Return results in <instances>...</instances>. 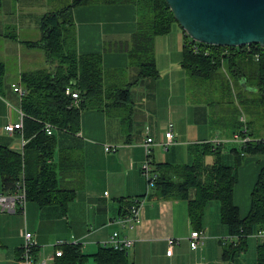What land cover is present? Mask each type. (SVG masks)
Wrapping results in <instances>:
<instances>
[{"label": "crops", "instance_id": "obj_1", "mask_svg": "<svg viewBox=\"0 0 264 264\" xmlns=\"http://www.w3.org/2000/svg\"><path fill=\"white\" fill-rule=\"evenodd\" d=\"M73 20L78 52L100 53L103 67L117 74L114 82L122 85L130 81L134 70L127 67V53L116 47L119 41L129 39L135 29V7L131 4L80 5L73 9ZM1 22L0 19V29L5 31L8 25H1ZM39 22V18L31 19L19 10L17 33L33 41L0 43V61L9 64L11 59L0 85V146L11 149H18L21 142L20 131L9 133L4 129L6 124L19 120V97L11 85L20 80L24 71L48 68L42 46L35 44L40 41ZM161 36L154 42L158 76L141 79L132 86L133 101L131 106H126L131 108L130 132H126L119 118L126 109L107 106V113L105 110H82L76 134L55 133L58 151L67 150L80 167L78 177L71 175L65 179L66 184L75 183V197L65 214L57 206L39 207L29 200L23 212H0V264H20L23 230L33 234L38 244L37 254L42 256L51 253L52 244L59 239H78L85 242L84 248L93 250L118 230L134 239L132 248L128 249L134 264H255L256 248L261 239L253 236L246 238L244 251L231 258L223 256L226 245L221 239L228 236V230L220 221L218 203L207 205L202 219V243L192 249L187 239L191 231L187 201L160 197L155 189L144 196L146 187L140 174L144 159L141 143L147 134L156 142L151 158L154 167L190 162L192 145L215 139L223 143L235 142L238 138L236 133L230 138L218 136L204 107L183 101L184 85L191 76L181 66L182 29L173 24L171 30ZM123 72L125 76H121ZM168 122L173 123V141L163 150L158 142ZM105 144L117 145V149L106 152ZM55 156L58 159V152ZM224 157L230 161L226 153ZM250 160L245 158L244 167L238 168L233 191V200L241 216L248 211L249 193L259 168ZM136 197L144 200L141 223L134 230L112 223L124 213L121 200ZM168 237L179 239L170 255L165 253Z\"/></svg>", "mask_w": 264, "mask_h": 264}, {"label": "trees", "instance_id": "obj_2", "mask_svg": "<svg viewBox=\"0 0 264 264\" xmlns=\"http://www.w3.org/2000/svg\"><path fill=\"white\" fill-rule=\"evenodd\" d=\"M87 4H131L135 7V29L129 39L119 41L116 47L127 53V67L134 70L125 84L114 82L117 74L103 67L100 53H81L76 48L73 9ZM174 23L177 22L165 0H69L42 15L40 41L35 44L42 46L48 68L24 71L20 76V83L26 89L20 101L24 113L21 133L26 142L22 151L0 146V193L14 191L22 179L26 201H33L39 207L57 206L65 214L76 193L75 183L66 184L65 179L71 175L78 177L80 167L67 150L58 151L55 133L76 134L82 110L131 106L132 86L141 79L158 76L155 38L167 34ZM182 34L181 66L190 76L208 79L227 61L230 71L243 79L246 87V64L241 58L253 56L257 76L254 87L264 108V47L257 43L240 47L208 45L192 40L183 30ZM194 44L201 48L199 52L193 51ZM4 69L0 62V85ZM67 86L78 92L77 105H71V98L65 94ZM46 123L53 126L51 134L45 131ZM245 130L236 133L238 138L234 141L240 142V146L228 150L229 162L224 157L223 142L207 141L190 146V162L154 167L158 177L153 189L160 197L187 201L191 230L201 231L207 205L213 200L218 203L220 221L227 227L228 234L240 235L237 243L226 244L225 258L244 251L246 238L264 229V136L256 138L248 128ZM243 138L248 140L242 142ZM250 156L258 157L259 168L249 193L248 211L241 216L233 200V191L238 168ZM133 202V199L121 200L124 213L120 216L129 212ZM60 248L61 256L56 258L55 264H134L127 249L99 244L93 250H86L72 243ZM37 253L38 249L34 248L33 254ZM255 264H264V239L257 245Z\"/></svg>", "mask_w": 264, "mask_h": 264}, {"label": "rangeland", "instance_id": "obj_3", "mask_svg": "<svg viewBox=\"0 0 264 264\" xmlns=\"http://www.w3.org/2000/svg\"><path fill=\"white\" fill-rule=\"evenodd\" d=\"M68 1L0 0L1 25H8L5 31L2 28L0 29V43H4L5 40L20 41L24 44L33 41L28 40L24 34L19 36L17 33L16 22L19 10L28 14L31 19H40L42 15L60 8ZM174 25L177 26V23H174ZM241 59L246 64L245 79L247 88L241 86L240 82L244 80L239 79L237 75L230 71L228 63L225 61L222 67L217 68L208 79H200L194 76H191L190 80L187 79L184 85L186 94L182 99L186 104L204 107L211 127L220 134L218 136L221 138H230L234 133H238L239 131L245 132L246 128L256 138H262L264 136V108L260 103L258 92L254 87L257 83V76L254 73L255 61L253 56H247ZM10 63L11 59L9 60ZM9 64H4L3 77L9 68ZM125 74L126 72H123L121 76H125ZM129 109L126 108L122 116L119 117L122 119L124 129L127 133L130 132L132 120L131 115H129ZM104 110L107 113V108ZM136 128L137 126L134 124V129ZM239 143L237 141H224V152L227 153L232 147H239ZM249 158L252 159L250 163L258 164L257 156H250ZM211 202L217 203L214 200ZM87 249L89 250V248Z\"/></svg>", "mask_w": 264, "mask_h": 264}, {"label": "built area", "instance_id": "obj_4", "mask_svg": "<svg viewBox=\"0 0 264 264\" xmlns=\"http://www.w3.org/2000/svg\"><path fill=\"white\" fill-rule=\"evenodd\" d=\"M192 49L194 52H199L201 49L199 46L194 44L192 46ZM204 53L207 54L208 50H204ZM13 92H15L19 97V120L16 123H8L4 126V129L12 133L14 131H20L22 132L23 129V117L24 113L22 112L20 108V101L23 98V96L26 94V89L21 85L20 80L17 83H14L11 85ZM65 94L69 96L72 100L71 105H77L78 103V92L74 90L72 87L67 86L65 88ZM173 123L168 122L167 129L162 133V137L158 142V145L162 147L163 150H167L168 146L173 141V133H172ZM53 130V126L50 123L45 124V131L47 134H51ZM241 140V139H240ZM248 138H243L241 141H246ZM25 139L22 136L21 133V142L19 145L18 151H22L23 145L25 144ZM222 142L219 139L214 140L213 143H219ZM156 145V142L150 135H146L141 143V146L143 148L144 153V159L141 162L140 165V174L144 179L145 182V194L144 196H147L151 190H153L155 181L158 177L157 172L154 169L153 163H152V148ZM103 148L106 152L115 151L117 149V145H103ZM134 202L129 207V212L125 215L119 216L118 218H115L112 220V223H116L121 227H124L128 230H134L137 225H139L142 221V212H143V206H144V200L143 198H133ZM26 203L25 198V186L24 182L21 179L17 183V187L14 191L10 193H0V212L7 211V212H23L24 207ZM22 236V244L20 249V264H55L56 258L61 256V246L64 244H80L83 248L85 247V242L79 241L78 239H70V240H63L59 239L56 240L52 244V252L49 254H46L44 256L37 254L36 256L33 254L34 248L38 247V244L36 240L33 238V234L30 231L23 230L21 233ZM251 236L259 239H264V229H259L255 231ZM240 235H231L228 234L227 237H224L221 239V242L226 244L230 243H237ZM189 245L192 249H195L202 243L203 234L201 231L197 230H191L188 237ZM167 243V249L165 253L167 255H170L172 251V247L175 244L179 243L178 238L174 237H168L166 239ZM134 244V239L130 238L126 235H122L118 230H114L111 235L109 236V239L105 242H103L101 245H107L111 246L114 249H130L132 248Z\"/></svg>", "mask_w": 264, "mask_h": 264}, {"label": "water", "instance_id": "obj_5", "mask_svg": "<svg viewBox=\"0 0 264 264\" xmlns=\"http://www.w3.org/2000/svg\"><path fill=\"white\" fill-rule=\"evenodd\" d=\"M177 24L194 41L264 47V0H165ZM244 88V82H240Z\"/></svg>", "mask_w": 264, "mask_h": 264}]
</instances>
